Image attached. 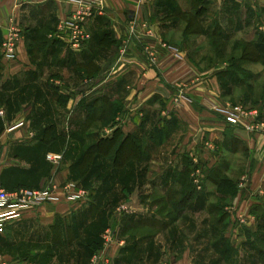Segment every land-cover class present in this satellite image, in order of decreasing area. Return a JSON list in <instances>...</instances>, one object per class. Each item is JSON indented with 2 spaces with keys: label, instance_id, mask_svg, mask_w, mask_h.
I'll return each instance as SVG.
<instances>
[{
  "label": "crops",
  "instance_id": "crops-1",
  "mask_svg": "<svg viewBox=\"0 0 264 264\" xmlns=\"http://www.w3.org/2000/svg\"><path fill=\"white\" fill-rule=\"evenodd\" d=\"M157 1L108 0L106 8L95 9L89 18L86 28L91 37L77 50L65 40L50 37V33L73 11L71 0H0V110L4 111L0 124L7 126L0 128V188L35 189L30 185L32 179L47 177L48 164L54 168L48 154H62L63 163L66 156L79 153L78 145L71 146L72 141L80 137L79 133L101 123H104L101 137L120 131L123 137L136 142L138 149L134 159L106 167L120 175L107 182L109 193L100 202L101 197L91 195L77 203L48 202L24 212L20 218L4 222L0 229V254L9 264H92L97 253L102 254L100 264H217L196 261L194 252L205 254L208 245L203 247L193 240L181 248L184 254L176 257L183 246L181 238H208L213 232L219 233L218 228L213 229L211 221H223L226 214L232 224L236 214L247 215L248 220L254 222L253 232L263 228L262 137L235 129L237 127L227 123L223 114L204 106L202 99L208 97L209 91L202 79L193 82L195 85L192 81L187 85L173 84L174 72L185 71L183 68L174 71L176 60L166 56L157 66L139 55L142 40L138 35H146L141 27L143 22L165 39L170 21L163 18V14L172 11ZM173 2L178 9L176 0ZM211 2L219 9L236 7L264 15L261 4L255 5L249 0ZM191 9L192 0L181 13ZM176 16L181 18L179 14ZM15 23L20 24L23 39L18 60L11 61L2 58L1 43ZM133 23L137 24L135 38L130 29ZM260 30L264 32V28ZM130 35H133L132 39ZM129 41L132 50L122 53V47ZM204 73L207 78L208 72ZM181 91L186 97H179ZM34 107H53L58 110L57 117L52 113L45 116L42 113L44 117L31 116ZM35 124L46 125L40 135L34 130ZM47 127L51 129L44 132ZM110 130L111 133H106ZM146 139L157 141L155 151H162L161 154L167 145L171 149L166 165L157 171L153 169L154 162L143 158ZM209 142L220 152L216 155L219 157L216 160L218 168L213 167L216 162L209 165L205 160L211 155L207 147ZM152 153L155 154L154 149ZM222 153L243 159H239L237 170L242 176L236 177L229 206L214 213L218 210V202H213L212 196L203 193V196L193 198L189 189L199 184L204 189H216L218 194L221 182L228 179L226 173L230 170L228 166H219ZM62 163L58 176L63 182L74 179L75 173L80 174L77 164L65 167ZM194 172L196 182L192 180ZM120 188L126 190L122 204H129L130 212L107 209L112 205L109 195ZM177 192L181 193L178 203L170 195ZM160 193L164 194L162 198L152 199ZM117 198L115 196L113 202ZM161 203L183 207L162 214ZM236 206H240L241 212L236 213ZM37 214L42 221H50V225L58 219L59 229L57 240L51 238L47 246L34 248L30 240L19 243L18 237L24 230L18 226L24 223L26 228ZM80 216L84 217L81 224ZM199 218L202 227L194 230L193 225H197L195 221ZM71 219H76L77 227L69 223ZM66 222L71 225L69 229ZM109 226L115 233L112 241L105 243L104 228ZM134 230L142 234L132 238L129 233ZM69 233L74 236L67 243L65 238ZM49 248L52 249L50 252ZM165 253L172 256L163 258Z\"/></svg>",
  "mask_w": 264,
  "mask_h": 264
},
{
  "label": "rangeland",
  "instance_id": "rangeland-1",
  "mask_svg": "<svg viewBox=\"0 0 264 264\" xmlns=\"http://www.w3.org/2000/svg\"><path fill=\"white\" fill-rule=\"evenodd\" d=\"M250 1L255 5H260V1L258 0H249V2ZM188 3H190V0H176V4L178 5L179 9L177 14L180 15L181 10L185 9V7H188ZM207 6L208 9H204L200 14L202 16L199 19L198 23L200 25V28L196 29L195 32H189L188 34L184 33L186 27V22L184 21V19L178 18L176 16L177 14L175 15L174 13L169 11L170 13L165 12L163 14V18L166 17V19L170 21L169 26L167 27V31L164 33L165 39L163 37L157 36L155 32L154 37L145 36V39L148 40L147 42H151L154 45L155 50L159 53L160 61L171 54L169 50L163 46L166 43L175 47L180 52H183L182 54L185 56V60L183 63L176 61L174 71L181 68H183L185 71L174 72L176 74V77L172 80V83L187 85L188 82L192 81V85H195V83L193 82H196L197 80L202 79L203 82L205 81V84L208 86L209 94L208 97L202 99V103L208 109L213 110V107L211 105L212 103H216L223 107L242 106L245 109L258 110L259 112L261 110L264 112V41L262 40L263 34L260 30L261 28H264V15L258 14L259 12L257 13L254 10H252L251 12H246L245 10L241 11V9L236 7L227 9L224 6L223 8L219 9L218 6L216 4H212V2ZM220 32H222L221 36H217L214 34H218ZM132 36L130 35V39H132ZM226 36L229 37L227 38ZM133 38H135V35L133 36ZM247 42L252 43L251 46L254 47V49L252 48L253 53L247 56L249 59H242L244 54L243 51L247 46ZM255 43L260 45L259 52L261 53V56L256 53L257 51L255 50ZM143 44L144 43H141L139 55L144 61H147L150 64L147 56L144 54ZM125 45L126 44H124V46L122 47V53H124L123 50ZM130 50H132V46L129 41L127 43L125 54ZM2 58L4 57L2 56ZM231 64H236L237 67H235L233 70ZM204 71L208 72L207 78L204 75L206 74L204 73ZM179 72L181 73L178 75ZM181 93L182 94H180L179 97H186L184 95V91H181ZM34 108V114H32L31 116L44 117L47 113H52L53 117H57L58 110L53 107H51V109H42L40 107ZM42 113H44V116H41ZM22 117L24 116L22 115ZM106 121H108V117L106 118ZM0 122H2L1 119ZM103 124L104 123L98 124L94 126V128H91V130L84 131V133H79L80 137L74 139L71 143V146L78 145L80 147L79 153L66 156L64 162L62 163V166L67 167L76 164L75 162H77L81 158L84 151L90 146L94 145L99 137H101V129L104 127ZM44 126L46 127V125L35 124L34 130L40 135L43 131ZM6 127L7 126L0 124V128L5 129ZM235 127H237L235 129H240V131L243 133L260 135L262 137V140L264 139V136H262L260 132L252 133L248 132L241 126ZM76 136H78V134H76ZM83 138L84 140L80 141V139ZM120 142L117 143L115 149L117 148V146H119ZM209 144L212 145V147H210ZM157 145V141L146 139V149L143 155V158H145V160L154 162L153 169H155L156 171L161 166L166 165L167 159L170 158L168 152L171 150L170 148L168 149L169 146L167 145L165 151H163V153L161 154L160 152L162 151H155ZM162 147L165 148V145ZM207 147L210 148L209 150L211 151L209 152H211V155L210 157L205 158V160H207L209 165H214V162H216V160L219 158L217 156L220 152H218V148L211 142L208 143ZM100 149L106 153L108 151V144L103 143ZM115 149L113 150L112 155H110V153L106 156H104L103 154L99 156L98 154H95V150L93 151L92 156L94 159L87 171L89 173L88 177H85L87 174L79 176L78 173H75L74 179H68L67 181L63 182L59 179L58 176L60 173L59 171H62L59 170L60 166L57 169H54L50 164H48V176H44L40 179L34 178L32 179L30 185H34L35 189H42L44 187H47L52 179H55L62 185L66 182H73L79 187L84 188V190L88 192L89 196H97L96 198H99L100 196L101 199L98 200L100 202L102 198L109 193L108 189L110 188V185H107V182L110 181L112 177L114 178V180H116L120 175L119 173L116 174V170H110L109 168H106L108 165L110 168H112V165L118 166L115 163L116 159L114 158ZM153 149L155 152L154 155L152 153ZM127 151L130 152L129 147L127 148ZM221 156V164L219 166H228L230 168L229 172L226 173V178H228L231 182L224 184L227 187L218 190L217 194L215 193L217 192L216 189H212L210 187L204 189L202 187H199V184L194 186L196 192L199 191L205 193V195L207 194V197L212 196V198L210 199H212L215 203L218 202L216 204L218 210H215L214 213L216 211L220 212L222 211V209H224V207L227 208L229 206V203L231 202V195L234 192V182L236 180V177L240 178L242 176V174H240L237 170L239 168V161L243 159L237 157V155H231V153H228L227 155H224V153H222ZM119 161L121 160L118 159V162ZM213 167L218 168V162H216ZM214 168L212 170H214ZM194 176L195 172L192 175V180L194 179ZM243 179H246V177H244ZM194 182H196V179H194ZM123 191L121 190V188L119 190L116 189L113 192L114 194H112L111 196L109 195V199L112 200V205L107 206V209L111 208L115 210L116 208L121 207L122 197L126 193V190ZM215 194L216 198L213 196ZM162 195L164 194H157L152 199L154 200V198L156 197L162 198ZM170 195L172 196V193H170ZM115 196L118 198L115 202H113V198ZM172 197H175L176 202H179L180 198L178 197H181V193L177 192V194ZM192 197H197V195L193 193ZM162 204L163 203L160 204V207L163 208V210H161L162 214L172 209L177 211L178 208L183 207L177 206L178 204L176 206H166ZM239 208L240 206L236 209V213L241 212ZM38 215L39 214L34 215V221H31V223L28 224L29 226H27L26 228L24 227V223H22L23 225L18 226V228L24 230L22 236L18 237L19 243L24 244L25 241L30 240V244H33L35 248L37 245L39 247L47 246L49 244L48 241L51 238L57 240V233L59 229L57 228L59 226V224H57L59 222L58 219L57 221L54 220V223L50 225V221H42V219L38 217ZM246 216L244 214H236V221L234 223L235 225L232 224L231 219H228L227 214L225 220L223 221L219 222L217 219L212 220L211 224H214L212 226L213 229L215 230L218 228L219 233L213 232L212 236H209L208 238H196L195 236L193 238L182 237V240H180V242L183 244V246H180V252L177 251L178 253L175 256L178 257L184 254V252L181 251V248H184L185 246H187V243L190 240H193L194 242H197L196 244H202L203 247L208 245L207 253L200 254L194 252L193 258H195L196 261H211L216 262L217 264H264V226L260 231L253 232L252 226L254 225V222H252V220H248V217ZM83 218V216L79 217V224L82 223ZM70 222L72 225L74 224L75 227H77L76 219L75 221L71 219L69 223ZM195 222L197 225H193L194 230L197 227H202L201 218L197 219ZM69 223L66 222L68 229L71 226L69 225ZM218 223L219 225H217ZM66 225L62 226L64 230L67 229ZM109 227L104 228V233ZM146 231L151 232L152 230L146 229ZM6 233H8V230H6ZM225 233H227L229 236H226ZM30 234L32 235L30 236ZM140 234H142V232L137 230L130 231L129 233L132 238H138ZM73 236V233H69L68 235H66L65 239L67 243L73 240ZM103 238L106 243V239L104 236ZM169 242L170 240L167 241L168 244ZM216 245L217 247H215ZM51 250L52 249L49 248V252ZM168 255L169 257L172 256V254L170 253H165L163 258H166Z\"/></svg>",
  "mask_w": 264,
  "mask_h": 264
},
{
  "label": "built area",
  "instance_id": "built-area-1",
  "mask_svg": "<svg viewBox=\"0 0 264 264\" xmlns=\"http://www.w3.org/2000/svg\"><path fill=\"white\" fill-rule=\"evenodd\" d=\"M258 1L264 6V0ZM71 2L74 5L73 11L60 23L56 30L50 33V37L65 40L73 49L79 50L84 47L85 43L91 37L86 28L89 18L93 16L95 9L106 8L108 0H71ZM141 27L146 31L145 36L154 37V32L148 26L147 22H143ZM130 29L131 33L135 35L137 25L133 23ZM145 36L139 35V38L141 40L143 39L141 43H144V54L151 64L160 65L159 53L155 50L151 42H147L148 40L145 39ZM22 39L23 30L20 24L15 23L9 28L1 43V55L11 61H16L19 57V46ZM163 46L169 50L171 53L169 56L171 58L181 63L184 62L185 56L182 52L168 43ZM126 48L127 43L123 50L124 53L126 52ZM211 106L213 110L223 114L227 123L233 126H241L248 132H260L264 136V119L260 118V112L258 110L245 109L242 106L223 107L216 103H212ZM0 114L3 115L4 111L1 110ZM106 133H111V130ZM47 158L53 164L54 168H58L62 163L63 155L60 153H49ZM88 196V192L75 183L66 182L62 185L55 179H52L48 186L42 189L20 188L17 190H7L0 188V229L7 220L20 218L24 212L37 208L45 203H56L59 201L77 203L85 200ZM131 210V206L126 203L118 208L120 213L130 212ZM114 233L115 231L112 227L106 230L104 233L106 243H109L113 239ZM101 256L102 254L100 253L95 254L92 258V264H100ZM0 264H9V261L1 254ZM27 264H33V262H28Z\"/></svg>",
  "mask_w": 264,
  "mask_h": 264
},
{
  "label": "trees",
  "instance_id": "trees-1",
  "mask_svg": "<svg viewBox=\"0 0 264 264\" xmlns=\"http://www.w3.org/2000/svg\"><path fill=\"white\" fill-rule=\"evenodd\" d=\"M158 4H160L161 6H165L168 7L173 13H177L179 10L175 7L173 0H158L157 1ZM211 3V0H192V9L190 12H183L181 13V18L184 19V21L186 22V27H185V31L184 33L188 34L189 32L193 33L196 31V29L200 28L199 23V16L201 14V12L206 9L207 5H209ZM262 8V13H264V6H261ZM192 30V31H191ZM262 32V31H261ZM217 36H221L222 32L220 33H214ZM263 36H262V40L264 41V32H262ZM227 38L229 36H226ZM247 46L245 47L244 51H243V57L242 59H249L247 56L250 55L252 52V50L254 49L251 42H247L246 44ZM259 46L257 43H255V50L257 51L256 53L261 56V53L259 52ZM253 48V49H252ZM232 69L234 70L235 67H237L236 64H231ZM242 71V69H241ZM260 118H264V112L260 110ZM51 129V127H47L45 129L44 132H47ZM122 136V134L120 133V131H116L113 133L112 136L109 137H99V139L97 140V142L90 146L89 148H87L83 155L81 156V158L75 162L80 170V175H86L85 177H88V169L90 167V164L93 162V156L92 153L95 150V154H98L99 156H101L102 154L104 156H106L107 154L112 155L113 150L115 149L116 145L118 142H120L119 146H117V148L115 149V153H114V158L116 159L115 163L117 164H121L124 163L125 161L127 162L128 159H134L137 156L138 149L136 146V142H134L133 140L130 139V137H120ZM103 143H107L108 144V151L105 153L103 152L100 147L103 145ZM133 145V146H132ZM129 147V151H127V148ZM133 152V155H130V153ZM124 157V158H123ZM118 159L121 160L118 162ZM189 167H192V165L190 166V164H188ZM212 171V169L210 170ZM231 181L229 179H225L221 182V188H219V190H221L222 188H225L227 186H225L224 184L226 183H230ZM20 189V188H19ZM10 190V189H7ZM221 192V191H220ZM189 193H191L193 195V193H195L197 196H203L204 194L202 192H199L195 190L194 186L191 187V189H189ZM188 193V194H189ZM172 196H174V194H172ZM97 197V196H96ZM100 197V196H99ZM181 199V198H180ZM93 206H95L98 209V206L95 205V203L93 204ZM111 226V225H110Z\"/></svg>",
  "mask_w": 264,
  "mask_h": 264
}]
</instances>
